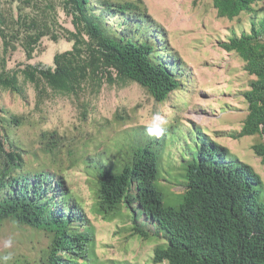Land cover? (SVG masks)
Masks as SVG:
<instances>
[{"label":"trees","instance_id":"trees-1","mask_svg":"<svg viewBox=\"0 0 264 264\" xmlns=\"http://www.w3.org/2000/svg\"><path fill=\"white\" fill-rule=\"evenodd\" d=\"M257 1L260 0H212V3L219 17L232 19L241 12L253 11L252 4ZM20 2L22 7L16 19L19 24L12 29H8L0 8L2 52L15 50L12 42L19 40L30 59L41 37L49 35L57 40L59 36L48 31L46 17L35 18L31 0ZM93 2L61 0L73 26V30L64 29L67 40L72 42L71 48L56 52L52 64L37 61L7 68L2 59L0 90L26 99L19 73L24 81L33 84L37 98L47 88L74 94L83 82L95 77H105L109 83L136 82L158 102L180 86L181 75L174 73L180 64L173 57L162 58L161 46L154 36L141 39L145 23L159 27L143 0H99L95 2L97 7ZM26 8L33 11L26 12ZM109 14L117 15V26L122 27L112 28ZM219 46L236 52L244 62L243 69L255 76L242 92L247 113L240 131L233 135L259 134L260 140L251 147L264 163V19L252 20L249 31L219 41ZM5 120L7 125L20 122L17 116ZM145 134L143 141H130L112 160L111 156L88 157L92 164L86 171L94 175L96 211L109 219L122 208L129 209L132 229L141 235L147 234L140 229L142 223H137L139 216L151 222L154 234L165 240V245L153 248L154 263L264 264V199H259L263 183L253 167L238 159L233 165L225 147L205 139L197 146L196 154L188 158L183 171L176 174L177 183L184 187L181 202L178 206L166 205L155 184L159 179L155 146L159 137ZM56 135L55 131L41 132L44 152L53 154L58 149ZM26 164L25 150L2 127L0 224L14 220L48 234L46 255L39 264H92V228L85 223L78 198L66 189L61 177L46 168L28 171Z\"/></svg>","mask_w":264,"mask_h":264},{"label":"rangeland","instance_id":"rangeland-1","mask_svg":"<svg viewBox=\"0 0 264 264\" xmlns=\"http://www.w3.org/2000/svg\"><path fill=\"white\" fill-rule=\"evenodd\" d=\"M31 1L35 18L46 17L48 31L59 38L41 37L30 59L19 40L12 42L15 50L4 54L0 38V64L4 59L7 68L37 61L52 64L56 52L71 48L72 42L67 40L64 29L73 30V26L61 7V0ZM143 3L159 27L145 23L141 39L154 36L161 46L162 58L173 57L181 66L174 70L181 75L180 86L164 101H155L136 82L109 83L105 77L86 80L74 94L47 88L37 98L33 84L24 81L19 73L26 99L9 90H0V119H3L0 130L6 127L15 143L25 150L28 171L46 168L61 177L66 189L78 198L85 223L92 228V264H167L152 262L153 248L165 245V240L154 234L151 222L143 216H139L137 223H142L140 229L147 235L132 229L129 209L122 208L109 219L96 211L94 175L86 171L92 164L88 157L111 156L112 160L130 141H143L153 113H160L168 120L165 133L155 143L159 172L155 184L164 204L178 206L181 202L184 187L177 183L176 174L183 171L188 158L196 154L197 146L205 139L225 147L233 165L238 159L253 167L263 183L259 199H264V163L251 147L260 140V135H233L240 131L247 113L242 92L249 88V80L255 76L243 69L244 62L236 52L219 46V41L249 31L252 20L264 19V0L254 2L253 11L241 12L232 19L219 17L212 0H143ZM20 7V0H1L0 8L8 29L18 27ZM25 11L33 10L26 8ZM107 18L111 19L108 23L112 28L122 27L117 26V15L109 14ZM159 32L163 34L159 36ZM11 116L19 117V124L7 125L5 119ZM42 131L57 133L60 144L55 153L44 152ZM77 226L83 229L82 225ZM10 236L14 239L13 248L4 249L3 240ZM49 240L45 231L14 220L0 224V253L11 251V264H39L46 255Z\"/></svg>","mask_w":264,"mask_h":264},{"label":"clouds","instance_id":"clouds-1","mask_svg":"<svg viewBox=\"0 0 264 264\" xmlns=\"http://www.w3.org/2000/svg\"><path fill=\"white\" fill-rule=\"evenodd\" d=\"M167 125L168 120L165 116L160 113H153L145 131L148 136L158 138L165 133ZM13 245L14 239L11 236L3 240L4 249H12ZM12 260L13 253L11 251L0 253V264H11Z\"/></svg>","mask_w":264,"mask_h":264}]
</instances>
